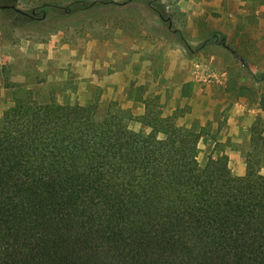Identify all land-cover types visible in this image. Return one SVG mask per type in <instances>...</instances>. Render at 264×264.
<instances>
[{
  "label": "trees",
  "instance_id": "16d2710c",
  "mask_svg": "<svg viewBox=\"0 0 264 264\" xmlns=\"http://www.w3.org/2000/svg\"><path fill=\"white\" fill-rule=\"evenodd\" d=\"M133 1L170 23L161 0L0 9L21 24ZM25 99L0 118V264H264V179L236 178L224 153L202 166V128L147 110L135 132L113 102Z\"/></svg>",
  "mask_w": 264,
  "mask_h": 264
},
{
  "label": "crops",
  "instance_id": "0c3cea01",
  "mask_svg": "<svg viewBox=\"0 0 264 264\" xmlns=\"http://www.w3.org/2000/svg\"><path fill=\"white\" fill-rule=\"evenodd\" d=\"M72 1L18 0V8L34 9L44 3L64 6ZM161 2L170 15V23L141 1L97 5L72 14L62 12L64 16L58 18L56 29L32 35V40L25 43L26 53H35L37 60L57 62L61 71L86 69L92 79L104 78L106 92L111 94H134L137 91L132 88L136 86L144 87L139 92L147 94L183 93V88L193 81L195 61H211L216 69L227 72L228 78L232 77L238 58L242 67L263 68L257 63H264V43L258 41L264 38L260 19L264 15V0ZM214 33L224 37V45L210 40ZM206 94L198 91L196 95L210 101L213 95ZM228 107L230 104L224 102L219 105L221 111ZM231 107L239 110L235 117L237 130L244 131L248 120L253 119L251 127L260 131L258 135L264 141V110L257 108L255 118L244 98ZM175 110L169 109L172 113ZM258 114L262 116L260 119ZM204 115L210 123V114ZM184 118L181 124L194 125L196 118Z\"/></svg>",
  "mask_w": 264,
  "mask_h": 264
},
{
  "label": "rangeland",
  "instance_id": "374dc122",
  "mask_svg": "<svg viewBox=\"0 0 264 264\" xmlns=\"http://www.w3.org/2000/svg\"><path fill=\"white\" fill-rule=\"evenodd\" d=\"M60 16H64L62 12L52 7L40 21L16 24L11 13L5 10L0 12V118L19 98H26V102L30 103L74 106H87L97 102L99 107H105L113 102L129 111V126L135 132L142 129L147 110L152 114H162L154 117L156 121L170 115L176 116L180 124L185 120V116L189 120L196 118L193 128L200 132L201 128L204 130L198 154V161L202 166L206 165L210 154L217 156L224 153L228 157V167L236 178L247 179L252 171L264 179V141L258 135L260 131L252 129L253 119L248 120L244 131L237 130L235 117L239 115V110H233L231 107L233 103L244 98L252 115L257 114V108L264 110L262 61L257 63L262 69H257L254 65L250 69L247 65L242 67L238 58L232 68V77L228 78L225 85H218L221 89L217 88V84L195 86L197 93L201 91L203 95H213L210 96V101L197 96V93L194 94V85L197 84L194 79L183 88L184 92L179 94H147L139 92L144 90V87L138 86L132 88L137 91L134 94H111L106 92L108 87L105 86V79H92L89 77L90 71L86 69L61 71L57 62H50L44 59L45 57L44 60H37L39 57L35 53H26L25 43L32 40V35H42L56 29ZM261 16L264 31V15ZM258 41L264 43V38ZM28 50H31V47ZM91 81L100 84H91ZM218 90L223 97L219 96ZM223 102L230 104V107L221 111L219 105ZM170 108L176 110L172 113ZM207 112L210 114V123L206 122L208 118L204 115ZM258 115L260 119L262 116ZM152 118L153 116L150 117ZM213 119L218 122L215 123ZM218 128L220 130L216 134ZM250 132H253V135H249Z\"/></svg>",
  "mask_w": 264,
  "mask_h": 264
},
{
  "label": "built area",
  "instance_id": "2783aa9c",
  "mask_svg": "<svg viewBox=\"0 0 264 264\" xmlns=\"http://www.w3.org/2000/svg\"><path fill=\"white\" fill-rule=\"evenodd\" d=\"M193 77L197 84L203 85H225L228 81L227 72L216 69L211 61H195Z\"/></svg>",
  "mask_w": 264,
  "mask_h": 264
},
{
  "label": "water",
  "instance_id": "95a60500",
  "mask_svg": "<svg viewBox=\"0 0 264 264\" xmlns=\"http://www.w3.org/2000/svg\"><path fill=\"white\" fill-rule=\"evenodd\" d=\"M44 17H46V15H44Z\"/></svg>",
  "mask_w": 264,
  "mask_h": 264
}]
</instances>
